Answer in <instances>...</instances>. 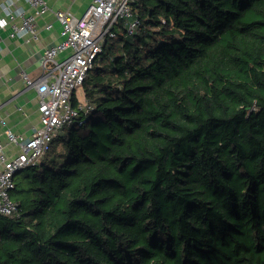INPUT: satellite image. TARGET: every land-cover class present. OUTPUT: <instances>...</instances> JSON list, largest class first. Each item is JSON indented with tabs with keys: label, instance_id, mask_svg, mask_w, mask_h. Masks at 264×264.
I'll return each instance as SVG.
<instances>
[{
	"label": "trees",
	"instance_id": "1",
	"mask_svg": "<svg viewBox=\"0 0 264 264\" xmlns=\"http://www.w3.org/2000/svg\"><path fill=\"white\" fill-rule=\"evenodd\" d=\"M131 9L14 173L0 264H264V0Z\"/></svg>",
	"mask_w": 264,
	"mask_h": 264
},
{
	"label": "built area",
	"instance_id": "2",
	"mask_svg": "<svg viewBox=\"0 0 264 264\" xmlns=\"http://www.w3.org/2000/svg\"><path fill=\"white\" fill-rule=\"evenodd\" d=\"M31 13L22 8H2L9 18H19V23L11 24V36L28 33L29 39L38 37L34 17H41L51 8L45 0H23ZM136 0H91L80 16H74L67 10H54L53 15L61 24L62 40L44 48L40 57L42 73L31 78L24 70L20 71L27 86L36 91L40 125L30 137H23L6 130L9 142L18 148L17 153L7 158L0 145V216L12 215L17 203L10 197L14 187V173L25 167L35 165L48 151L50 144L61 130L86 113L90 105L86 102L74 107L71 103L73 90L86 77L108 39L116 36L114 28L122 21L127 35H133L138 29V20L131 5ZM11 3V2H9ZM164 23V19H161ZM51 27L45 23L44 28ZM69 49L64 58H56L59 52Z\"/></svg>",
	"mask_w": 264,
	"mask_h": 264
},
{
	"label": "crops",
	"instance_id": "3",
	"mask_svg": "<svg viewBox=\"0 0 264 264\" xmlns=\"http://www.w3.org/2000/svg\"><path fill=\"white\" fill-rule=\"evenodd\" d=\"M51 10L41 17H34L38 37L29 39L28 33L11 36V24L19 23V18H9L3 5L22 8L31 13L23 0H0V145L3 154L10 158L18 148L9 142L6 130L23 137H30L40 125L36 91L27 86L20 71L24 70L31 78L42 73L40 57L44 48L62 40L61 24L54 17V10H67L74 16H80L91 0H45ZM11 2V3H9ZM45 23L51 27L44 28ZM69 49L59 52L58 60L69 53ZM1 167V164H0Z\"/></svg>",
	"mask_w": 264,
	"mask_h": 264
},
{
	"label": "rangeland",
	"instance_id": "4",
	"mask_svg": "<svg viewBox=\"0 0 264 264\" xmlns=\"http://www.w3.org/2000/svg\"><path fill=\"white\" fill-rule=\"evenodd\" d=\"M112 41V39H108L107 40V42L105 43V50H108L109 48H110V45H111V42ZM103 55L102 54H99L98 55V58H97V60L94 62V65H97V64H100V63H105V62H107V61H104V62H102L103 61ZM50 146H51V144H50ZM50 148V147H49ZM26 172H29V168L28 167H26V168H23V169H21L20 171H19V173H26ZM16 192H15V190H14V187L10 190V197L12 198V199H15V197H16Z\"/></svg>",
	"mask_w": 264,
	"mask_h": 264
}]
</instances>
